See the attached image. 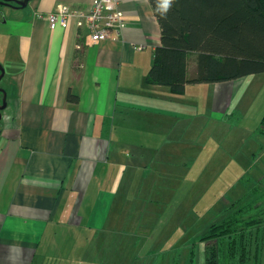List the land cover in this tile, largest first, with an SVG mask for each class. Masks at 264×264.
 <instances>
[{
	"label": "crops",
	"instance_id": "1",
	"mask_svg": "<svg viewBox=\"0 0 264 264\" xmlns=\"http://www.w3.org/2000/svg\"><path fill=\"white\" fill-rule=\"evenodd\" d=\"M93 1L0 5V88L7 97L0 120V264H52L53 250L54 264L93 257L92 247L85 256V242L94 243L127 205L131 171L145 167L148 144L161 142L166 116L179 112L166 103L176 94L146 83L161 44L148 0L119 1L127 26L117 40L93 42L76 19L53 30L39 17L60 6L87 12ZM195 67L188 63L189 77ZM242 79L188 85L185 95L211 86L214 111L226 114ZM70 90L77 104L68 102Z\"/></svg>",
	"mask_w": 264,
	"mask_h": 264
},
{
	"label": "rangeland",
	"instance_id": "2",
	"mask_svg": "<svg viewBox=\"0 0 264 264\" xmlns=\"http://www.w3.org/2000/svg\"><path fill=\"white\" fill-rule=\"evenodd\" d=\"M204 87L166 101L180 114L166 116L163 139L148 144V163L131 171L127 205L85 242L93 257L78 264H205L210 226L249 202L254 189L264 193V74L239 81L226 114L214 111V91ZM253 241L247 264H264V228Z\"/></svg>",
	"mask_w": 264,
	"mask_h": 264
},
{
	"label": "trees",
	"instance_id": "3",
	"mask_svg": "<svg viewBox=\"0 0 264 264\" xmlns=\"http://www.w3.org/2000/svg\"><path fill=\"white\" fill-rule=\"evenodd\" d=\"M148 1L161 27V44L154 50L147 84L183 95L188 85L264 74V0ZM192 54H197L196 67L189 77ZM67 100L77 104L79 97L70 90ZM258 132L264 134V118ZM252 196L210 226L203 237L205 264H247L253 234L264 228V193L257 188Z\"/></svg>",
	"mask_w": 264,
	"mask_h": 264
},
{
	"label": "built area",
	"instance_id": "4",
	"mask_svg": "<svg viewBox=\"0 0 264 264\" xmlns=\"http://www.w3.org/2000/svg\"><path fill=\"white\" fill-rule=\"evenodd\" d=\"M120 0H94L87 12L72 11L69 7L60 6L47 15H40L48 21L51 29H67L71 19H76L79 27H87L93 42L117 40L122 36L127 23L125 13L119 7ZM134 50L142 51L145 45H132Z\"/></svg>",
	"mask_w": 264,
	"mask_h": 264
},
{
	"label": "water",
	"instance_id": "5",
	"mask_svg": "<svg viewBox=\"0 0 264 264\" xmlns=\"http://www.w3.org/2000/svg\"><path fill=\"white\" fill-rule=\"evenodd\" d=\"M29 1L30 0H1L0 5H7L14 7L12 3H15L20 8H26L27 5L29 4ZM0 72H1L0 73V82H1L5 73L1 65H0ZM0 93L2 94V99L0 101V120H1L2 119L1 112L5 110V108L7 107V97L5 91L1 88H0Z\"/></svg>",
	"mask_w": 264,
	"mask_h": 264
}]
</instances>
